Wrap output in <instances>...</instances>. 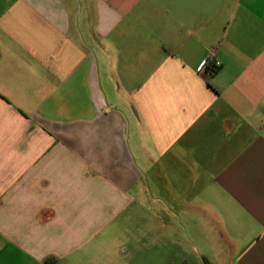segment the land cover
<instances>
[{
  "label": "crops",
  "instance_id": "obj_1",
  "mask_svg": "<svg viewBox=\"0 0 264 264\" xmlns=\"http://www.w3.org/2000/svg\"><path fill=\"white\" fill-rule=\"evenodd\" d=\"M147 195L264 264V0H0V264H112Z\"/></svg>",
  "mask_w": 264,
  "mask_h": 264
},
{
  "label": "rangeland",
  "instance_id": "obj_2",
  "mask_svg": "<svg viewBox=\"0 0 264 264\" xmlns=\"http://www.w3.org/2000/svg\"><path fill=\"white\" fill-rule=\"evenodd\" d=\"M143 202L144 209L131 211L99 251L112 254V264H201L191 252L194 244L189 242L186 228L180 222L176 227L160 226L154 220L152 196H145ZM227 262L220 260V264Z\"/></svg>",
  "mask_w": 264,
  "mask_h": 264
},
{
  "label": "built area",
  "instance_id": "obj_3",
  "mask_svg": "<svg viewBox=\"0 0 264 264\" xmlns=\"http://www.w3.org/2000/svg\"><path fill=\"white\" fill-rule=\"evenodd\" d=\"M220 62L215 59L214 52L207 57L198 68L199 73H207L208 75L214 74L220 67Z\"/></svg>",
  "mask_w": 264,
  "mask_h": 264
},
{
  "label": "trees",
  "instance_id": "obj_4",
  "mask_svg": "<svg viewBox=\"0 0 264 264\" xmlns=\"http://www.w3.org/2000/svg\"><path fill=\"white\" fill-rule=\"evenodd\" d=\"M206 264H209L208 262H205ZM43 264H50V263H48V262H44Z\"/></svg>",
  "mask_w": 264,
  "mask_h": 264
}]
</instances>
